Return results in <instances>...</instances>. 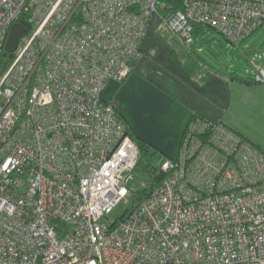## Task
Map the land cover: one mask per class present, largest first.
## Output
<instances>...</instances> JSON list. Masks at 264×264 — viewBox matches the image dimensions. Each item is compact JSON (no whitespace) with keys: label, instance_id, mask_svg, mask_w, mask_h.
<instances>
[{"label":"built area","instance_id":"built-area-1","mask_svg":"<svg viewBox=\"0 0 264 264\" xmlns=\"http://www.w3.org/2000/svg\"><path fill=\"white\" fill-rule=\"evenodd\" d=\"M0 0V264H264V152L222 122L191 120L178 159L123 220L140 147L103 97L162 28L239 45L264 0ZM264 81V72L256 75Z\"/></svg>","mask_w":264,"mask_h":264},{"label":"crops","instance_id":"crops-1","mask_svg":"<svg viewBox=\"0 0 264 264\" xmlns=\"http://www.w3.org/2000/svg\"><path fill=\"white\" fill-rule=\"evenodd\" d=\"M193 44L154 27L131 73L123 81H110L103 97L114 104L136 141L153 145L167 158L179 156L194 115L222 122L264 149V81L253 82L264 67H255L246 78L227 73L191 53Z\"/></svg>","mask_w":264,"mask_h":264},{"label":"rangeland","instance_id":"rangeland-1","mask_svg":"<svg viewBox=\"0 0 264 264\" xmlns=\"http://www.w3.org/2000/svg\"><path fill=\"white\" fill-rule=\"evenodd\" d=\"M200 29L201 32L194 33L195 44L192 46L191 53H196L206 63L227 73L238 74L243 78L250 76L255 67H264V24L242 42L241 46L230 44L215 29H210L205 25L201 26ZM159 155L152 157V164L156 167L158 166L159 157H164L161 152H159ZM178 157L174 159H178ZM150 183L146 173L136 171L128 187L132 192H137L149 186ZM131 201L132 198H129L128 202L123 201L116 208L112 217L116 219L121 216L129 208Z\"/></svg>","mask_w":264,"mask_h":264},{"label":"trees","instance_id":"trees-1","mask_svg":"<svg viewBox=\"0 0 264 264\" xmlns=\"http://www.w3.org/2000/svg\"><path fill=\"white\" fill-rule=\"evenodd\" d=\"M168 2L175 8V9H182L183 3L182 0H168ZM203 26L202 24H195L194 25V31L193 33L196 32V30ZM207 26V25H205ZM210 29H213L209 26H207ZM10 62V57L8 55H4L1 57L0 59V67H3L5 65H7ZM247 82H251L249 80H246ZM253 82H258L255 77L253 76ZM111 102V101H110ZM200 119L203 120L202 118L194 115L192 117L193 119ZM137 142L139 144L140 147V158H139V162L138 165L135 169L136 171H142L144 173H146V175L149 177L150 179V185L147 187H144L141 191H137V192H132L130 195V198H132L131 204L129 206V208H127L125 210V212L116 218V222H118L119 220H123L127 211H129L130 209H132L133 207H135L137 204H139L142 200H144L150 193L151 191L164 179V177L166 176V174L161 170V162L163 161L165 157L161 156L159 157V161H158V166H154L152 164V157L154 155H159V151L157 150L156 147H154L153 145L146 143L144 141H141L139 139H137ZM253 143V142H252ZM254 144V143H253ZM258 149H260L261 151L264 152V149L260 148L259 146H257L256 144H254Z\"/></svg>","mask_w":264,"mask_h":264},{"label":"water","instance_id":"water-1","mask_svg":"<svg viewBox=\"0 0 264 264\" xmlns=\"http://www.w3.org/2000/svg\"><path fill=\"white\" fill-rule=\"evenodd\" d=\"M29 27V23L25 20H21L19 23H15L11 26L5 43V55H8L10 58H12L13 52L17 47L19 38L24 32L29 29Z\"/></svg>","mask_w":264,"mask_h":264}]
</instances>
